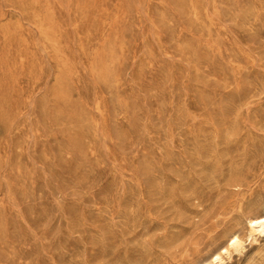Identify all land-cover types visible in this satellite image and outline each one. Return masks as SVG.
<instances>
[{"label": "rangeland", "instance_id": "1", "mask_svg": "<svg viewBox=\"0 0 264 264\" xmlns=\"http://www.w3.org/2000/svg\"><path fill=\"white\" fill-rule=\"evenodd\" d=\"M263 211L264 0H0V264H199Z\"/></svg>", "mask_w": 264, "mask_h": 264}, {"label": "bare ground", "instance_id": "2", "mask_svg": "<svg viewBox=\"0 0 264 264\" xmlns=\"http://www.w3.org/2000/svg\"><path fill=\"white\" fill-rule=\"evenodd\" d=\"M247 236L242 237L233 233L227 240L226 245L222 246L206 260L199 264H223L226 258H231L232 253H241L244 250L245 241H256L257 237H264V211L254 217L246 219Z\"/></svg>", "mask_w": 264, "mask_h": 264}]
</instances>
